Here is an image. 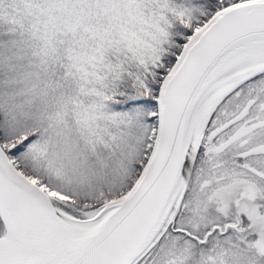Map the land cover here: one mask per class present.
I'll return each instance as SVG.
<instances>
[{
    "label": "snow or ice",
    "instance_id": "obj_1",
    "mask_svg": "<svg viewBox=\"0 0 264 264\" xmlns=\"http://www.w3.org/2000/svg\"><path fill=\"white\" fill-rule=\"evenodd\" d=\"M0 264H264V0H0Z\"/></svg>",
    "mask_w": 264,
    "mask_h": 264
}]
</instances>
